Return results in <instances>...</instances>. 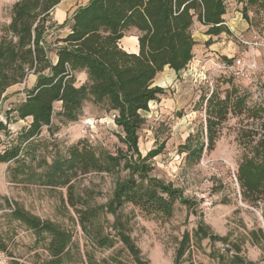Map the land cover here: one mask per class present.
Returning a JSON list of instances; mask_svg holds the SVG:
<instances>
[{"label":"trees","instance_id":"trees-1","mask_svg":"<svg viewBox=\"0 0 264 264\" xmlns=\"http://www.w3.org/2000/svg\"><path fill=\"white\" fill-rule=\"evenodd\" d=\"M61 1L17 0L11 6L9 23L0 31V105L11 87L25 83L30 75L35 77L32 87L24 89L23 98L4 112V122L0 120V164L7 165L11 184L66 190V204L86 236L85 264H121V256L134 264H149L130 237L128 217L122 209L131 206L147 217L170 219L177 204L191 209L195 202L153 175L151 162L162 152L163 143L141 155L138 133L146 121L140 112L148 111L149 104L164 93L153 84L157 74L165 67L179 74L192 61L194 22L205 28L206 35L228 32L222 19L225 0H89L61 25L67 28L66 35L49 41L57 29L53 12ZM237 2L249 27L264 28V0ZM131 29L138 34L136 53L120 46ZM222 61L229 65L232 59ZM219 76L198 101L204 111L205 142L199 132L193 140L188 137L179 152L197 163L203 149L205 154L214 150L230 118L245 120L249 128L238 131L243 151L234 176L241 202L264 206V103L250 105L248 93L234 83V77L223 72ZM222 86L227 88L221 90ZM85 102L111 113L119 132L120 146L114 152L87 140L58 146L56 133L79 119ZM55 104H59L58 111ZM21 121L25 125L11 131L10 126ZM86 174L114 177L104 205H90V197L74 192L71 180ZM5 204L12 209L10 218L32 232L36 243H42L48 255L44 264L70 262L75 246L70 231L42 221L17 204L11 207L6 199ZM107 215L113 218L111 223ZM100 216L105 218L103 223L98 222ZM248 234L252 245L264 240L261 228ZM203 240L225 244L228 237L214 235L199 218L192 235L182 233L173 264H195L187 255L193 244L199 246ZM245 241L229 242L223 253L212 251L208 256L216 264H253L241 255ZM118 243L121 248L115 255L96 257L97 252L112 250ZM0 252L11 257L2 236Z\"/></svg>","mask_w":264,"mask_h":264},{"label":"rangeland","instance_id":"rangeland-1","mask_svg":"<svg viewBox=\"0 0 264 264\" xmlns=\"http://www.w3.org/2000/svg\"><path fill=\"white\" fill-rule=\"evenodd\" d=\"M16 1L0 0V31L9 23L10 9ZM87 2L88 0L61 1L53 12V21L57 29L53 31L49 41L66 35L67 28L61 25L76 9ZM252 15L248 14V17L252 18ZM199 29L193 28L195 38L199 36ZM263 29L253 25L241 37L232 38L233 45L229 46L234 50L227 51L225 56L216 58L212 55L207 58L208 56L204 55L199 58L200 55H197V63L192 60L179 75L173 76L168 69H164L153 81L155 86L162 87L164 93L157 101L149 104L148 111L140 112L146 122L138 133V149L144 156L156 145L163 143L162 152L151 162L153 175L180 189L184 197L195 202V205L191 209H186L177 204L170 219L147 217L131 206L122 209V214L128 217L130 237L140 250L142 258L149 264H173L174 252L182 233L188 232L192 235L199 218L214 235L228 237L227 243H240L242 238H245L241 255L253 264H264V240L258 245H252L248 234L261 228L264 238V206L256 208L242 203L234 180L235 167L243 151V146L238 140V131L248 129V123L241 118H230L223 125L214 150L205 154L203 149L197 163L186 159V155L179 152L187 138L192 137L193 140V137H199V132L200 139L205 142L202 130L205 123L204 111L198 101L202 94H207V90L209 91L210 86L216 83V79H219L221 72L217 67L222 64L223 58L234 59L242 55L256 63L254 72L249 74L247 79H235L234 83L248 93L250 105L264 103V47L259 51L250 52L243 44L255 39L264 44ZM136 35L134 30H129L122 42L120 41L121 46L127 50H134L129 43L134 41ZM225 44L226 42L222 47H225ZM79 79L80 76L76 78L78 83ZM30 83L27 82L28 85ZM27 84L16 85L6 92V99L0 105L1 121L4 122L3 114L10 105L23 98ZM226 88L222 86L221 90ZM55 110H59V104H55ZM54 123L58 124V121L54 120ZM24 125L25 122H17L11 125L10 129L16 131ZM118 133L111 113L85 102L79 119L60 127L56 133V142L60 148H64L79 140H87L94 146L114 152L120 146L117 140ZM43 135L47 137L46 133ZM6 168V164H0V236L5 239L11 257L0 252V264H44L48 260L42 243L35 242L33 233L10 218L12 209L6 206L5 199L11 207L17 204L42 221L57 224L70 231L75 246L71 250L70 262L65 264H85L83 252L86 236L76 223L75 213L66 204V190L58 187L11 184ZM71 183L76 194L90 197L92 200L90 205H104L113 190L114 177L78 175ZM105 218L109 223L113 221L110 215ZM105 218L100 216L98 222L103 223ZM106 226L105 224L104 227ZM227 243H210L203 240L196 246L192 242L193 251L187 256L195 264H216L208 255L212 251L223 253ZM120 248L121 245L118 243L112 250L97 252L95 255L97 258L109 257L115 255ZM120 258L121 264H134L125 256ZM183 264L188 262L184 261Z\"/></svg>","mask_w":264,"mask_h":264},{"label":"crops","instance_id":"crops-1","mask_svg":"<svg viewBox=\"0 0 264 264\" xmlns=\"http://www.w3.org/2000/svg\"><path fill=\"white\" fill-rule=\"evenodd\" d=\"M86 4H84V5H86ZM225 5H226V13L223 15L222 19H223V22L225 24L224 27L228 31L227 33L222 32L221 34H219L217 36L206 35L205 34V28H203L199 23L194 22L191 31H192L193 39L196 43V45L193 49L194 56L192 59L195 62V64L198 61L197 58L199 55H200L199 58L204 57V55L206 57L208 56L207 58H209V56H212V55L217 58L218 56H225L227 54V51H230V50L233 51L234 48L232 49L229 46V44L233 45V43L231 41L232 38L237 37V36L241 37V35L243 33H246L247 30L249 29L248 23L243 19L241 3L237 2V0H225ZM197 27L200 28L199 29L200 33H199V36L197 38H195L193 35V28H197ZM132 30H134V29H132ZM137 35L135 36L134 41L132 43H129V46L134 48V50H127V49L123 48L120 44L121 48L128 53H136L138 50ZM225 42H226L225 47H222ZM198 47H199V50H198ZM260 49H262V47H259L255 50L259 51ZM254 51L250 50V52H254ZM211 60H212V58H211ZM209 61H210V59H209ZM164 69H168L173 76L180 74V73L176 74L174 71L170 70L167 67H165ZM34 81H35V77L30 75L27 78V80L25 81V83H23V85L27 84V82H29V83L31 82L29 85L27 84L26 88L28 89V88L32 87V85L34 84ZM158 87H160V86H158ZM160 88H162V87H160Z\"/></svg>","mask_w":264,"mask_h":264},{"label":"built area","instance_id":"built-area-1","mask_svg":"<svg viewBox=\"0 0 264 264\" xmlns=\"http://www.w3.org/2000/svg\"><path fill=\"white\" fill-rule=\"evenodd\" d=\"M243 44L247 48H249L251 51H254L255 49L259 47H264V44L261 41L256 40V39L255 41H252V42L251 41L243 42ZM255 68H256V63L242 55L232 59V62L229 65H225L222 63L218 65L217 67V69L220 72H223L226 75H230L237 80L247 79L249 74L254 72Z\"/></svg>","mask_w":264,"mask_h":264}]
</instances>
